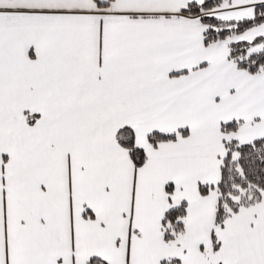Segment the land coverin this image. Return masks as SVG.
Listing matches in <instances>:
<instances>
[{"label":"snow or ice","instance_id":"1","mask_svg":"<svg viewBox=\"0 0 264 264\" xmlns=\"http://www.w3.org/2000/svg\"><path fill=\"white\" fill-rule=\"evenodd\" d=\"M0 264H264V0H0Z\"/></svg>","mask_w":264,"mask_h":264}]
</instances>
